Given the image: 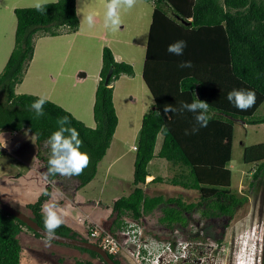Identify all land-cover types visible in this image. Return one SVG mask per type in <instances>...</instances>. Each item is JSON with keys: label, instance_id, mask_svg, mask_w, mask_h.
I'll list each match as a JSON object with an SVG mask.
<instances>
[{"label": "trees", "instance_id": "trees-1", "mask_svg": "<svg viewBox=\"0 0 264 264\" xmlns=\"http://www.w3.org/2000/svg\"><path fill=\"white\" fill-rule=\"evenodd\" d=\"M146 1L152 4V11L142 78L151 92L153 103L141 117L131 190L111 202L113 218L106 228L116 231L122 226L124 217L137 220L159 208L162 214L158 218L157 230L148 227L157 235L164 236L174 227L184 228L193 220L196 224L202 221L203 229L222 238L241 204L231 189L229 168L234 124L238 121L264 123V116H256V111L264 103V0ZM44 5L43 13L33 6L13 9L16 19L13 47L0 72V129L19 131L25 128L34 134L36 154L41 161L40 170L45 176L51 149L44 154L42 148L50 134L58 129L57 118L68 116L71 121L69 127L75 128L83 141L80 151L90 157L83 173L74 176L78 189L94 178L97 164L105 155L118 123L112 83L123 74L132 76L134 70L130 63L116 60L112 50L104 45L92 106L95 126H86L48 98L44 105L45 115L36 118L30 105L40 96L17 93L15 90L23 81L33 58L36 39L75 32L79 26L76 0H56ZM180 40L187 45L183 55L169 53L168 46ZM183 61H191L192 67L181 68ZM108 72L110 77L105 83ZM233 89L253 90L256 94L254 106L246 111L234 107L227 100V93ZM196 99L209 104L207 115L210 119L207 127L193 134L192 128L199 127L194 113H164L163 108L170 104L178 109L181 102L191 103ZM157 112L160 114L157 115ZM159 134L162 135V142L155 152ZM154 157L166 159L179 170L170 178L157 175L149 182L196 190L198 200L187 203L181 197L147 195L142 185L146 184L149 175L147 166ZM243 160L255 166L252 178L254 181L259 179L264 172V142L246 146ZM60 176H45L47 185L37 200L23 206L25 210L22 211L43 229L41 208L50 197V183ZM0 200L4 202L1 195ZM5 203L20 209L17 203ZM194 212H199L198 218H193ZM221 216L227 221L216 229L214 220ZM94 226L89 224L86 232L79 234L63 223L55 233L91 242L88 235ZM23 230L44 238L20 219L0 210V264H20L18 236ZM75 248L87 254V258H79L75 264H95V259L106 264L96 252ZM109 256L116 264H123L119 255Z\"/></svg>", "mask_w": 264, "mask_h": 264}, {"label": "rangeland", "instance_id": "rangeland-1", "mask_svg": "<svg viewBox=\"0 0 264 264\" xmlns=\"http://www.w3.org/2000/svg\"><path fill=\"white\" fill-rule=\"evenodd\" d=\"M54 1L56 0H44V3ZM33 3L34 0H0V11L3 14L2 22L4 24L0 26V65L8 45L12 44L13 47L14 32L12 37L10 30L14 21L13 8L32 7ZM106 4V0H76V11L79 20L77 30L64 33L65 35L62 36L58 35V38L55 36L40 37L34 52V58L37 60L26 70L27 72L23 77L24 84H19L16 87H18L20 93H25V90H27L25 83L31 86L39 79L38 87L34 89L37 93H34L35 95L46 96L63 108L70 102H80L84 109L78 103H74V105L91 115L89 107L91 92L89 89H91L94 81L96 82L98 65L101 66L99 60L100 50L102 51V47L106 45L111 50H115L116 56H121L119 61L130 63L133 66L134 74L132 76L123 74L121 76L123 78H119L118 82L113 81L116 85L112 83L113 87L115 86L113 103L118 117L117 135L130 139L133 131L140 126L143 113L151 107L153 102L151 92L142 78L152 4L146 0H137V4L133 9L128 11L119 10L122 24L116 31H111L104 26V17L107 11ZM89 14H93L94 17V26L91 28L84 21V18ZM76 78L84 79L78 81ZM86 85H88V91L85 93L81 90ZM80 93H82V96ZM68 111L79 119L73 109ZM256 116H264V103L256 111ZM25 136V141H22L23 151L25 152L24 144L26 143L30 144L32 150L36 149L34 134L25 129ZM17 138L20 139V136ZM161 139L162 135L160 134L156 141L157 147H159ZM131 140H128L129 144L123 147L124 150L129 147L125 154L129 160L121 165L120 162L127 159L123 157L108 168H104L106 164L103 162L96 178L99 180H95L85 188L93 198L99 196L98 199L111 206L114 199L130 192L133 171L130 157L134 156V150L131 146L136 143V139ZM260 142H264V123L248 124L238 121L234 124L233 150L229 168L231 170V189L239 197L241 204L235 210L225 229L226 239L236 237L237 234L249 229L260 219H264V172L259 179L254 181L252 171L255 166L252 163H245L243 160L244 148ZM49 149L50 146L45 142L42 153L45 154V151L47 152ZM19 151L20 149L12 150L11 154L19 155ZM2 154L6 153L0 149V156ZM178 170L179 168L172 166L164 158H153L148 165L149 172L165 178L172 177ZM103 177L105 182L104 185H101L100 180ZM252 181L253 185L251 184ZM154 187L156 189L148 191L150 194H162L165 197L173 195V197H181L185 202L198 200V192L193 189L184 190L180 186L175 187L168 183H155ZM183 190L186 191L183 192L184 195L179 194V191ZM9 202L16 205L15 202ZM103 202L101 207H105ZM17 207L25 210L21 205ZM161 214V210L157 208L151 215H147L145 217L147 227L157 230L156 226ZM193 214H195V216L193 215L194 219L198 218L199 212ZM225 221H227V218L224 216L214 220L216 229L220 228ZM18 239L21 247L20 264H25V236L20 233ZM26 250L27 254L34 258L35 254L31 253L28 247ZM94 262L95 264H101L98 259H95Z\"/></svg>", "mask_w": 264, "mask_h": 264}, {"label": "crops", "instance_id": "crops-1", "mask_svg": "<svg viewBox=\"0 0 264 264\" xmlns=\"http://www.w3.org/2000/svg\"><path fill=\"white\" fill-rule=\"evenodd\" d=\"M2 19H3V14L0 11V26L4 25L2 22ZM15 26H16V20L14 16L13 24L10 27L12 37H13V32L15 31ZM62 35H65V34H61L59 36H62ZM59 36H55V37L58 38ZM39 38L36 39L35 48H36V44ZM145 47H146V44H145ZM11 48H12V44H10V46L8 45L4 53L3 61L1 62V65H0V70L3 68V63L8 58ZM34 52H35V49H34ZM112 52L114 54L115 59L119 61L121 59V56H116L115 50H112ZM36 60L37 59L34 58V53H33V58L31 62L29 63L27 70L29 69L31 65L34 64ZM99 60L101 61V50H100ZM100 67L101 66L98 65V70L96 72L97 77L95 79L96 82L94 81L91 89H89V91L91 92V97L89 95V99H90L89 107H90L91 115H89L82 109L77 108L74 105V103H78L81 106V108L84 109V107L82 106L80 102H77V101L70 102L67 104L68 106L67 105L64 106L68 110L73 109L76 116L79 119H81V121L86 126H89V127L95 126V122H94L93 115H92V106L94 102V92H95L96 84L98 81V73H99ZM121 76L119 78H123ZM84 78L82 79L76 78V80L81 81ZM119 78L115 82H118L120 80ZM39 81H40L39 79L36 80V82L31 86L26 85L25 83V87L27 89L25 90V93H31V94L36 93L34 89H37ZM115 82L113 83V85H116ZM20 84L23 85L24 84L23 81ZM87 86L88 85L84 86L81 91H84L86 93L88 91ZM15 90L17 93H20V91L18 90V87H16ZM80 95L82 96V93H80ZM113 99H115V86L113 87ZM139 128L140 126L137 127L133 131V134L131 135L130 139H125V136L124 137L118 136L117 135L118 130L115 129L112 140L110 142L108 149L106 150L105 155L102 157V159L97 164V169H96L94 178L91 181H89L87 184H85L84 186L78 189H76L77 179L74 176H72L71 178L65 177V176H60L59 178L58 177L55 178L50 183L51 184L50 197L48 200H46L43 203V205L46 202L56 203L57 204L56 211L61 216V218L64 220V223L79 234L85 233L87 229L86 227L89 224L95 225V226L101 225L106 228L107 225L110 224L113 218V216L111 215L112 214L111 206L101 201V199H98L99 196H96L97 198H93V196H91L85 190V188H87L90 184L95 182V180H99L96 178L99 175L101 164H103V162H105L106 164L104 168H108L110 167V165H112L117 160H120L121 158L126 157L125 154L128 151L129 147L127 148V150H124L123 147L124 145L129 144L128 140L137 138L136 136H137ZM22 131L23 133L21 134ZM19 136H20V139L17 138ZM25 137H26L25 128H22L19 131H10L8 129H0V149H2L4 153H6V154H2L4 156L0 158L2 161L0 163L1 164V167H0V195L3 197L4 202L10 203L9 201H12L21 206H24L28 203L35 202L37 200V197L40 195V193L44 190L45 186L47 185V179L40 170L41 161L37 157V154H36L37 153L36 141H34L36 144L35 145L36 149L32 150L30 144L26 143L24 144V147H25V152H24L22 141H25ZM161 142H162V139H161ZM134 146H136V143L131 146L132 150H134V156L130 157V162L132 163V167H133L135 151H136V149H134ZM160 146H161V143L159 147H157L155 144V152L159 150ZM15 149H20L19 155L15 153L11 154V151ZM232 150H233V145H232ZM45 154L47 153L45 152ZM126 158H127L126 160H123L120 162L121 165L125 164L129 160L128 157ZM152 160L153 158L150 160L149 164L151 163ZM147 169H148V166H147ZM132 176H133V171H132ZM154 176L156 175H154L152 172H149V175L146 177V184L142 185L144 192L150 196L156 195L155 193L150 194L148 192L150 189L151 190L156 189L154 187L155 183L149 182ZM100 181H101V185H104V182H105L104 177ZM175 187H178V186H175ZM184 190H187V189L184 188ZM184 190L179 191V194L184 195L183 192H186ZM167 197H173V195H169ZM182 200L184 201V199ZM102 202L105 203V207H101ZM151 214L152 212L146 215H143L141 219L145 221V217ZM20 233L25 236V264H75V261L77 259L84 258V257L87 258L86 253L79 251L77 248H75L72 245L61 244V243H57L53 241L49 242L44 238L35 237L31 232L26 231V230H23ZM27 247L30 249L31 253L35 254L34 258H31V255L27 254V250H26Z\"/></svg>", "mask_w": 264, "mask_h": 264}, {"label": "built area", "instance_id": "built-area-1", "mask_svg": "<svg viewBox=\"0 0 264 264\" xmlns=\"http://www.w3.org/2000/svg\"><path fill=\"white\" fill-rule=\"evenodd\" d=\"M123 221L116 231L96 225L88 235L123 264H264V219L229 239L208 233L202 221L174 227L164 236L149 231L141 218Z\"/></svg>", "mask_w": 264, "mask_h": 264}, {"label": "clouds", "instance_id": "clouds-1", "mask_svg": "<svg viewBox=\"0 0 264 264\" xmlns=\"http://www.w3.org/2000/svg\"><path fill=\"white\" fill-rule=\"evenodd\" d=\"M137 4V0H107V11L104 17V26L111 31H116L121 27L122 21L120 17L121 9L128 11L133 9ZM37 11L45 12L44 0H34L32 5ZM89 28L94 26L93 14H89L84 18ZM186 42L183 40L176 41L168 46L167 51L171 54L181 56L186 47ZM181 68H191V61H183L180 64ZM227 100L240 111H246L254 106L256 102V94L253 90L233 89L227 93ZM47 101L46 96H40L30 105L34 111L36 118L43 117L44 105ZM164 113L188 111L194 113L196 125L192 128V133L195 134L200 128L207 127L209 122V104L206 101L196 99L191 103L181 102L177 109L170 104H166L163 108ZM160 113L157 112V115ZM58 129L52 132L47 140L50 146L51 153L48 160V168L45 176L61 175L71 178L83 173V170L89 165L90 157L86 152H81L80 148L83 141L79 138V133L75 128L69 127L71 121L68 116L58 117L56 120ZM65 133H68L66 136ZM185 134L188 132L186 130ZM57 204L54 202H46L42 205L41 211L44 221V235L47 241L55 238L56 229L59 228L64 220L56 211Z\"/></svg>", "mask_w": 264, "mask_h": 264}, {"label": "water", "instance_id": "water-1", "mask_svg": "<svg viewBox=\"0 0 264 264\" xmlns=\"http://www.w3.org/2000/svg\"><path fill=\"white\" fill-rule=\"evenodd\" d=\"M109 77H110V72H108L105 77V83L108 82ZM0 210L20 219L27 226H29L33 231L40 234L42 237L46 238L44 235V229L24 211L17 209L16 207L11 206L1 200H0ZM51 241L61 243V244H66V245H73L75 247L94 251L97 254H99V256L102 258V260L106 264H116L113 261V259L109 256V254L105 250H103L101 247H99L98 245L94 243H91L90 241L83 240L79 237H70V236L60 235V234L55 233V238L51 239Z\"/></svg>", "mask_w": 264, "mask_h": 264}]
</instances>
